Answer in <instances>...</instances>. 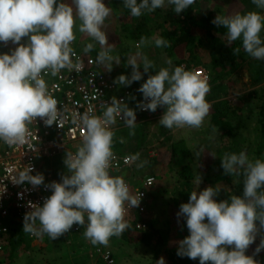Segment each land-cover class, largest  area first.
Here are the masks:
<instances>
[{
	"label": "clouds",
	"instance_id": "1",
	"mask_svg": "<svg viewBox=\"0 0 264 264\" xmlns=\"http://www.w3.org/2000/svg\"><path fill=\"white\" fill-rule=\"evenodd\" d=\"M194 2L167 0L177 14ZM252 3L264 9V0H252ZM123 5L130 10L131 16L140 17L145 12L152 13L165 7V0H123ZM112 11L103 0H72L71 4L57 0H0V42L12 41L18 45L11 54H0V140L9 146L24 143L29 135L28 125L37 117L48 126L56 123L58 101L49 91L42 73L50 72L56 76L65 68L83 70L79 58L75 63L72 59L76 56L71 44L76 39L73 29L77 18L81 22L79 31L101 46L97 63L103 64L108 71L113 64H119V57L111 54L113 48L102 30ZM212 23L227 29L229 44L241 39L247 54L264 60V39L261 37L264 15L256 11L217 15ZM22 37H28L26 44L20 43ZM151 42L146 37L140 38L136 44L138 51L128 60L131 76L121 74L116 83L130 86L142 79L141 65L144 73L155 67L139 51L141 46ZM154 43L156 47L171 46L168 40L158 36ZM94 47L89 43L84 52ZM239 52L240 48L233 49L234 55ZM166 63L168 67H161L149 75L138 89L144 99L137 107L151 112L164 107L166 110L159 123L168 129L202 127L211 108L206 100L210 92L208 75L186 70L183 65L173 67L171 59ZM117 117L133 129L129 135H134L135 111L116 97L105 105L102 115L84 113L79 116L85 134L76 152L65 154L64 165L69 174L62 176L61 182L45 185L52 194L42 206L29 205L31 211L23 217L25 233L37 237L47 234L55 240L74 224L83 226L87 215L84 237L93 245L107 246L111 237L120 236L131 227L125 216L130 208L139 205L141 194L133 197L123 177L109 174L114 159L112 126ZM120 143H124L123 138ZM139 159V153L126 158L127 161ZM144 163L137 167H143ZM221 166L228 175H240L243 170V193L217 202L214 197L219 194V187L208 186L199 193L192 191L188 202L181 204L176 214L178 218L186 219L190 233L178 242L177 255L192 260L198 258L199 264H259L245 251L255 240L256 221L264 228V161L250 160L246 152L241 151L239 154L225 153ZM33 171L27 166L14 183H29L33 187L44 184L43 174L31 175ZM200 182L198 176L197 187ZM230 246L231 250H228ZM261 249H264V239L255 252L259 253ZM156 264H165L164 258H159Z\"/></svg>",
	"mask_w": 264,
	"mask_h": 264
},
{
	"label": "rangeland",
	"instance_id": "2",
	"mask_svg": "<svg viewBox=\"0 0 264 264\" xmlns=\"http://www.w3.org/2000/svg\"><path fill=\"white\" fill-rule=\"evenodd\" d=\"M114 1L116 4L119 2V0H103V3L113 11L106 18L102 30L106 32L108 43L113 48L111 54L119 57V64H113L109 74L118 77V74L121 73L130 77L132 68L128 65V60L130 56L138 51L136 48L138 42L127 41V31L121 30V21L118 20L115 8L117 5L114 6ZM57 2L71 4L72 0H57ZM196 4L198 17L201 14H210L212 21L217 15L245 14L249 11H256L264 15V9L257 8L252 3V0H197ZM72 6L75 8V5ZM166 8L167 4L165 2V7L161 9L165 12ZM80 23L77 18L76 27L73 29L76 36V39L73 41V47L89 57L97 56L99 51H101V46L86 33L79 31ZM214 25H210L212 32L216 30ZM221 27L222 31L213 32L214 39L219 41L216 46L229 47L227 29L223 26ZM199 29L200 27H198ZM161 32L154 31L150 39L152 42L141 46L139 49L154 63L155 67L150 69L148 73H144L141 65L139 71L142 73V79L134 81L130 86L139 85L140 82L146 81L149 75L155 74L161 67H168L166 54L161 47H156L154 43V38L159 37ZM194 32L198 35L202 44L198 45L196 43L192 48V54L186 55V60H184L186 62H183L181 65L185 67V64L188 63L189 67L197 66L205 68L208 65L211 68L210 56L206 51L208 45L204 31L200 29ZM263 33L264 29H262L261 35ZM27 42L28 37H22L20 43L26 44ZM89 43L94 44L95 47L85 53L84 48ZM17 46L12 41H8L7 44L0 42V54H11ZM175 59L177 60L176 56ZM194 59L196 61L200 60L201 63L195 64ZM253 61V58L246 56V60L238 68L233 69L229 65L228 67L219 65L209 71L213 80L210 84V93L212 94L209 96L207 102L229 99L238 108L237 115L239 118L236 119L237 126L234 129V135L221 140L220 130L212 129L209 126L211 113L209 111L200 128L186 126L168 129L156 126V124L142 123L135 126L134 135H129L133 131L131 129L126 135H122V137L117 136V139L115 138L113 145L115 148H121L130 153H137L139 150L146 148L156 154L155 163H152L151 158H140L137 165L145 162L144 166L137 167L136 165L131 173H126L124 177L122 176L130 184L136 185V183L140 182L141 177L146 174L147 168H151L158 177L154 186L147 190L146 218L150 222L147 230L150 232L153 229L152 234L156 229L161 230L159 234L154 235L155 237L152 238L151 245H144L134 238L129 241L123 239L121 236H113L109 239L107 246L100 244L93 245L92 243L85 246L82 240H75L67 244L63 238L59 237L52 240L47 234H45L42 241H39L31 239L28 233L23 231V222L17 221L16 227L18 226L17 230L21 232L22 241L19 245L15 246V249L7 247V250L1 256V264H96L99 254H94L92 248L97 246L108 250L118 264H156V261L161 257L164 258L165 264H169L167 254L170 251L177 250L178 242L190 234L186 226V219L183 216L178 218L176 215L180 205L188 202L190 196L188 193L195 190L199 193L208 186L219 187L220 192L214 197L217 202L223 198L231 197L233 190L238 194L243 193L241 190L243 189L245 179L243 170H241L240 175L225 174L221 166V159L225 153L239 154L241 151L246 152L250 160L255 159L256 145L259 140L258 110L256 108L257 101L249 97V94L253 91L263 93L264 72H260L254 76L252 71L256 66L253 65ZM120 138H123L124 143H120ZM181 142L187 150L181 159L189 163L194 176L191 182V190L182 186L177 176L176 161L178 158L176 156L179 157L180 154H175L172 151V147L176 143ZM69 148H73V146L70 145ZM196 153H199V156ZM64 159L65 154H58L46 158L44 162L49 161L50 163L47 165L48 170L60 174V177L69 174L67 168H65ZM198 176L201 182L197 187L196 181ZM257 229L255 240L249 245L246 252L251 251L253 247H257L261 239H264V234L258 225ZM7 238L9 240L8 244L14 241L17 238L16 232L13 231V235L11 237L7 236Z\"/></svg>",
	"mask_w": 264,
	"mask_h": 264
},
{
	"label": "built area",
	"instance_id": "3",
	"mask_svg": "<svg viewBox=\"0 0 264 264\" xmlns=\"http://www.w3.org/2000/svg\"><path fill=\"white\" fill-rule=\"evenodd\" d=\"M71 47L76 53V56L72 58L73 62L75 63L79 58L83 63L82 71L65 68L56 76H52L50 72L47 75L42 73L49 91L58 101L59 117L56 123L48 126L41 118L37 117L28 125L29 135L24 143L9 146L0 140V255L7 250V236L11 222H23L25 213L31 211L30 204L43 205L44 200L52 194L51 189L45 185L51 184L53 181L61 182L62 176L56 178L48 169L41 173L40 165L46 158L76 152L82 144L85 134V129L79 121L80 115L84 113L102 115L105 105L111 102L112 97L123 101L135 111L136 118H141L140 121L145 123L158 124L166 110L164 107H158L155 112H151L138 108V102L144 99L142 93L137 95L131 86L119 85L118 81L116 83L117 78L109 74L103 64L97 63V56L89 57L83 54L73 47V42ZM189 70L202 71L208 75L209 84L212 83L211 73L206 68L192 66ZM208 95L209 93L206 98ZM122 124L126 125L123 119L117 117L112 130ZM70 145L73 148H69ZM112 150L114 159L111 162L109 174L114 177H124L126 173H131L138 160L127 161L126 158L136 153L120 154L118 151ZM137 153L140 154V158L156 157L153 151L146 148ZM27 166L34 169L31 175L43 174L44 184L33 187L29 183H14L19 173L24 171ZM124 180L133 197H138V194H141L139 205L130 208L126 213L125 219L131 225L128 229L143 231L146 229L144 220L148 202L147 190L154 186L156 177L153 174H145L136 185L130 184L126 179ZM125 207H128L127 202ZM37 226H39V221H37ZM86 227L87 215H85L83 226L74 224L67 233L60 237L67 244L75 240H82L86 246V244L91 243L83 235ZM28 236L31 239L42 241L45 234L39 237L31 234ZM100 247L92 248V251L94 254H99V258L104 264H118L108 250Z\"/></svg>",
	"mask_w": 264,
	"mask_h": 264
},
{
	"label": "trees",
	"instance_id": "4",
	"mask_svg": "<svg viewBox=\"0 0 264 264\" xmlns=\"http://www.w3.org/2000/svg\"><path fill=\"white\" fill-rule=\"evenodd\" d=\"M167 4V0H165ZM197 0H195L194 4L191 5L188 9L184 10L182 13L177 14L174 12L173 8L174 6L168 5L167 8L165 9L166 11H162L161 8L156 9L152 13H147L145 12L143 15L140 17H133L130 14V10L125 8L123 5V0H119V2L116 4L114 1L113 3L115 4L114 6L117 5L116 11L118 15V20L121 21V30L127 31V41H135L139 42L140 38L146 37L148 40L151 39V36L154 31H162L159 37H162L163 39H166L170 42V47H161L163 49V52L166 54V59L169 60L171 59L172 61V66H180L183 62H186L184 60L186 55H191L192 54V48L195 46L197 43L198 45L202 44L201 40L198 38V35L194 31H199L200 29L204 31L205 37H206V42L208 45L207 52L209 53L210 56V67L205 66L207 70L210 71L212 68H216L219 65H225L228 67V65L231 68H238L243 62L246 60V56L249 58L251 57L249 54H247L242 46V40L238 39L237 41H234L230 44L229 47H217V43H219L218 40L214 39L213 32L215 31H222V27L215 26V31H211L210 25H212V17L210 14H201L198 17V12H197ZM163 12V13H162ZM162 13V14H161ZM198 27L200 29L198 30ZM262 39H264V33L261 35ZM235 48H240L241 51L234 55L233 49ZM242 52V55H241ZM175 56L177 60L175 59ZM254 63L253 65L256 66L253 68V75H258L260 72H264V60H259L253 58ZM195 64L201 63L200 60L194 59ZM186 70H189V65L188 63L185 64ZM108 71V70H107ZM110 72V71H108ZM264 74V73H263ZM121 73L118 74L120 76ZM257 77V76H256ZM117 78V77H116ZM258 78V77H257ZM217 79V77H216ZM264 79V76H263ZM213 80V78H212ZM215 80V79H214ZM145 81L140 82L139 85L131 86L134 91L139 95L141 92L138 91V89L141 87V85ZM249 97L254 98L257 101L256 108L258 110V128H259V140L256 145V152H255V159H261L264 161V91L263 93L260 92L258 93L257 91H253L249 94ZM232 103L229 99H220L218 101H214L211 103V108H210V119H209V126L212 129H219L220 130V138L221 140H224L225 137L232 136L234 135V129L237 126V112L238 108ZM146 124L145 122H141L140 119L136 121V126L140 124ZM152 125L151 123H147ZM156 126L159 127H164L160 123L156 124ZM165 128V127H164ZM130 128H128L126 125L122 124L116 129H114V140H113V145L115 138L117 139V136L126 135ZM119 145V144H118ZM123 146V145H122ZM124 147V146H123ZM113 149L115 151H118L120 154L124 153H130L127 150H123L121 148H115L113 146ZM172 151L175 154H180V156H176L178 159L176 161V166H177V176L181 182V185L184 186L187 189L191 190V185H192V180L194 178L191 168L189 166L188 162L182 161L181 157L186 153V148L184 144L181 143H176L172 147ZM174 154V155H175ZM157 157L151 158L152 163H155L154 161ZM254 159V160H255ZM253 160V161H254ZM159 162V161H158ZM49 161L47 162H42L40 165V172L43 173L45 172L48 168L47 165H49ZM45 165V166H44ZM49 167V166H48ZM56 170V169H55ZM155 171H152L151 168H147L146 174H153L156 178L157 175L154 173ZM55 177H59L60 174H56L55 172H52ZM243 188V187H242ZM243 191V189H241ZM188 191V190H187ZM190 195V193H188ZM232 195H242L238 194L233 190ZM228 199V198H225ZM224 198L221 200H225ZM219 202V201H218ZM147 212V211H146ZM145 224H146V229L143 231H135L133 229H128L127 231H124L123 234L120 236L123 239L126 240H131L134 238L138 242L143 243L144 245H151L152 244V238H154V235H157L161 232V230L156 229L153 232V229H151L150 232H148L147 227L150 224L149 219L145 218ZM206 222V221H205ZM256 224L259 226V221H256ZM17 221H13L12 225L9 229L8 232V237L13 235V231L16 232L17 238L14 239V241L9 242L8 247H11L12 249H15L16 245H19L20 242L22 241L21 235L16 227ZM260 230L264 234V228H260ZM9 241V240H8ZM260 244V243H259ZM258 244V245H259ZM257 245V246H258ZM257 247H253L251 251L246 252V255L252 256L253 259L259 262V264H264V249H261L259 253H256ZM83 250V249H82ZM228 250H231V246L229 247ZM4 254V252L0 255V264H1V256ZM168 260L169 264H199V259L197 258L196 260L189 259L188 257H180L177 255V250L170 251L168 254ZM98 261L96 264H104V262L99 258L97 259ZM207 264H211V262H207Z\"/></svg>",
	"mask_w": 264,
	"mask_h": 264
},
{
	"label": "crops",
	"instance_id": "5",
	"mask_svg": "<svg viewBox=\"0 0 264 264\" xmlns=\"http://www.w3.org/2000/svg\"><path fill=\"white\" fill-rule=\"evenodd\" d=\"M211 94H212V93L209 92V95H208V97L206 98V100L209 99V96H211ZM213 101H214V100H213ZM216 101H217V100H216ZM211 102H212V101H211ZM211 102H209V103H211ZM137 120H138V118H136V121H137ZM140 120H141V118H140Z\"/></svg>",
	"mask_w": 264,
	"mask_h": 264
}]
</instances>
